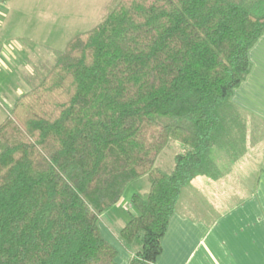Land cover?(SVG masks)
<instances>
[{
	"label": "trees",
	"instance_id": "1",
	"mask_svg": "<svg viewBox=\"0 0 264 264\" xmlns=\"http://www.w3.org/2000/svg\"><path fill=\"white\" fill-rule=\"evenodd\" d=\"M263 32L264 0H115L72 36L0 121V264H117L99 216L143 175L117 236L128 264H156L184 185L218 172L213 140Z\"/></svg>",
	"mask_w": 264,
	"mask_h": 264
},
{
	"label": "crops",
	"instance_id": "2",
	"mask_svg": "<svg viewBox=\"0 0 264 264\" xmlns=\"http://www.w3.org/2000/svg\"><path fill=\"white\" fill-rule=\"evenodd\" d=\"M1 34L3 64L1 54L7 59L18 47ZM248 59L250 70L230 98V125L213 140L218 172L184 185L156 264H264V32L249 48ZM143 176L125 186L141 182L144 194L149 183ZM127 252L122 264H128Z\"/></svg>",
	"mask_w": 264,
	"mask_h": 264
},
{
	"label": "rangeland",
	"instance_id": "3",
	"mask_svg": "<svg viewBox=\"0 0 264 264\" xmlns=\"http://www.w3.org/2000/svg\"><path fill=\"white\" fill-rule=\"evenodd\" d=\"M114 1L0 0V7L3 4L5 12L0 15L1 37L18 47L17 53L8 54L7 59L1 54L5 61L0 62V121L14 98L30 87L27 78L50 65L72 36L100 22ZM182 150V144L170 140L158 155L156 165L170 170L174 154ZM143 177L146 181L147 176ZM140 187L141 182L125 186L116 206L99 216L100 232L117 250V264H122L128 253L118 240V229L137 213L130 205V197L133 193L142 195Z\"/></svg>",
	"mask_w": 264,
	"mask_h": 264
}]
</instances>
